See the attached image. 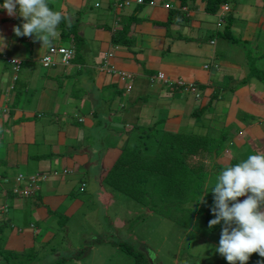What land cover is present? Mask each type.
I'll return each instance as SVG.
<instances>
[{
  "label": "crops",
  "instance_id": "0c3cea01",
  "mask_svg": "<svg viewBox=\"0 0 264 264\" xmlns=\"http://www.w3.org/2000/svg\"><path fill=\"white\" fill-rule=\"evenodd\" d=\"M129 1L130 5L126 9L123 8L121 12L117 8L114 10L108 0L95 1L100 2L98 7L100 10L97 12L98 15L92 14L93 22L90 21L89 24L98 29L99 38L106 40L102 43L105 42L108 53H112L111 56L107 53L100 57L106 61L105 65V61L103 64H98L93 59L94 66L91 68L86 58L94 57L91 51L84 48V51L79 50V53L75 54V59L68 70L65 66H56L51 73L43 77L38 76L35 80L30 78L26 80L22 76L19 78L14 73L15 81L12 76L11 83H5L8 68L4 64L0 66V84L4 83V87L1 84L0 90V133L4 134L0 137V161L4 165L6 163L16 165V175L22 174L28 177L39 172H31L27 169L30 158L28 144H32L31 138L28 137L34 127L39 125L34 120L35 117L39 118L37 112L34 111L32 114L27 111L43 110L45 107L49 109L50 100L53 99L49 78L59 77L57 82L60 83L63 77L66 79L74 73L86 70L88 83L96 95H100L103 99H116L115 103L105 106V113L96 118H94L96 111L91 105L98 101L81 100L79 111L85 109L84 115L89 118L85 119L78 115L75 120L80 124L91 121L89 127L97 133L105 130L106 134L104 131L99 133L96 142L90 146L91 138L95 140V137L84 134L82 140L80 131L73 139V147L54 149L52 153L58 154L57 156L83 154L81 157H88L87 162L77 169L81 171V173L78 172L80 176L77 178V175L73 173L75 168L66 167L65 160L60 157V161L54 168H59L61 171L57 172L59 169L52 168L54 175L47 177L51 180L43 186L39 184L30 195L40 201L35 207L30 208L35 216L34 219L43 223L45 218H52L46 217L43 211L48 200L50 202L52 198L66 195L71 189L70 183H75L77 179L81 180L84 173L90 175L92 170L90 157L96 146L98 151L95 154L99 158L101 157L100 149L104 145L107 146L104 149L107 153L113 151L117 155L115 158H120L122 151H119L118 140L113 137L119 129L118 127L116 129L113 124L122 122L120 128L129 133L133 129L131 125L136 121H141L137 126L140 124L150 130L152 127L159 129L157 148L175 145L172 144L174 137L162 134L190 135L191 130L196 127V122H200L201 128L194 133H200V129L204 130L203 135H207L208 139L202 136L198 143L204 142L202 144L213 147L210 149L213 163L212 161L208 163L205 159L208 167L210 165L209 168L212 171L215 169L217 175L223 173L222 176L225 177L229 190L234 194V198L236 197L233 199L235 202L238 200L237 204L244 205L254 199L252 209L257 216H260L261 212H264V189H261L264 186V80L257 78L260 82L248 83L249 86H238L234 81L241 80L246 72H242V64L246 60L247 53H253L252 55L259 58L264 57V53L259 54L256 51L259 46L263 48L258 42L261 41L260 27L264 26V0H225L228 10H220L219 7L214 14L208 10V0H152L154 1L152 5L148 3L151 0H145L144 5H137L136 0ZM64 2L67 6L71 3L72 8L79 6V0ZM166 4L168 8L165 7ZM26 7L27 9L15 11L14 5L11 4L10 12L7 11L8 14L5 15L0 5V38H2L3 46L15 47L17 51L26 50L24 45H27L29 42L27 37L30 36L26 26L32 22L30 9L33 6ZM99 28L102 30L99 31ZM117 30H123L122 42H115L112 38ZM250 32L252 34L249 39L257 38L255 41L258 42L252 45V48L246 49L241 42L247 41ZM236 34L243 37H237ZM244 37L247 38L244 39ZM3 38H7V41H3ZM82 40L83 45L85 39L82 37ZM262 41L264 42V32ZM64 43L71 45L70 41ZM0 54L3 53L0 51ZM14 58L19 59L18 55ZM97 58L99 59V56ZM111 67L114 72L110 69ZM90 68L93 71L91 76L88 74ZM32 69L30 74L33 72ZM119 72L129 74L130 79L122 81ZM158 72L163 73V79L156 77ZM127 81L131 83V89L128 91L125 89ZM189 85L195 86L196 89L191 90L187 87ZM14 90L22 92L20 98L23 100L11 110ZM243 90H246L244 95ZM31 93L32 99H30ZM29 99L35 102L36 108L29 103ZM70 106L72 108L70 112L77 109L76 106ZM198 113L202 115L200 119L197 118ZM31 120H34V127ZM13 121L19 122L13 123ZM214 132L220 133L219 140L214 137ZM86 138L88 143L85 142ZM110 139L111 143L108 142ZM220 145L222 146L219 151L217 148ZM175 146L178 147V145ZM123 152L134 154L130 153V149ZM204 152L207 151L204 150ZM81 157H77L78 161ZM192 159L197 162L199 157L194 155ZM103 160L113 166L118 164L104 156ZM141 160L142 158L139 160L133 158L131 163ZM124 164L126 165L127 161ZM48 170L51 171V169ZM210 173L213 175L212 172ZM6 174V170L2 169L0 175ZM94 182L102 186L101 181ZM81 183H84V180H81ZM238 186L241 188L239 191ZM19 187L22 188V186ZM260 190L263 192L257 193ZM254 191L256 193L253 195ZM20 200V197L16 195L13 202ZM53 217L56 218V216ZM57 223L54 221L55 225ZM36 224L38 227V223ZM50 226L49 223L47 233H52ZM64 230H68L67 226Z\"/></svg>",
  "mask_w": 264,
  "mask_h": 264
},
{
  "label": "rangeland",
  "instance_id": "374dc122",
  "mask_svg": "<svg viewBox=\"0 0 264 264\" xmlns=\"http://www.w3.org/2000/svg\"><path fill=\"white\" fill-rule=\"evenodd\" d=\"M50 1L56 3L57 8L52 3L54 10H59L61 13L63 11L71 19L72 17L79 19V32L85 39V43L80 50L82 52L86 48L92 52L91 54L94 57L86 58L87 62H90V67L94 66L92 64L93 59L98 64H103L104 60L100 57L108 53L106 43H102L106 40L99 38L98 29L89 24L92 21V14L98 15L97 12L100 9L96 3L99 2H95L96 0H83V2L79 0V6L76 10L72 8L71 3L67 6L65 0ZM11 4L12 0L0 3L5 15L10 12ZM32 6L30 9L32 22L26 26L30 33L29 38L27 37L29 42L24 45L26 50L17 51L15 47L3 46L2 38H0V51L3 53L0 54V66L4 64L8 68L5 83H11L14 73L19 78L22 76L26 80L29 78L35 80L38 76L48 75L54 68L45 70L42 63H39L40 58L51 45L59 47L60 43L64 44V40L60 39L59 21L56 20L57 17L54 15L57 12H51L45 7ZM74 11L76 14H73ZM260 29L261 41H255L257 38L249 39L252 34L250 32L247 41L241 42L242 46L250 49L252 45L258 42L264 48V42L262 41L264 26H261ZM100 30L102 29L99 28ZM236 36L240 37L241 35L236 34ZM246 38L244 37V39ZM3 41H7V38H3ZM263 48L259 46L256 51L263 54ZM74 54H77V52H74ZM110 54L112 55V53ZM252 54L247 53L246 60L242 64V72H246L241 80L234 81L235 85L258 84L260 80L257 81V78L264 80V57L259 58ZM17 55L22 63L20 70L14 72L13 65L7 62V58ZM97 56H99V59ZM65 67L68 70L70 65ZM91 68L88 73L90 76L93 74ZM31 69L33 70L32 74H30ZM55 70H58V68H55ZM58 79L59 77L49 78L51 84L49 87L53 93L49 109L45 107L43 110L27 111L32 114L35 111L39 115V118H34L39 125L37 124L34 127V120H31L34 129L29 137L27 136L31 138L32 142L31 145L28 144L30 146V158L27 169H30L31 172L39 171L38 173L42 174L38 177V183L41 186L51 180V178L43 179V174L46 177L53 176L54 171L52 168L59 169L54 167L60 161V157L65 160L66 167L75 168L73 173L77 175V178L80 176L78 172L81 173L77 169L87 162L88 157H81L83 154L57 156L58 154L52 153L54 149L58 150L59 147L64 148L66 146L73 147V139L80 131L82 132V140L84 134L95 137V140L91 138L90 146L96 142L99 133L104 131V134H106L105 130L97 133L89 127L91 121H85L77 129L71 124L78 115L85 119L89 118L84 115L85 109L79 111L81 100L98 101L91 105L96 111L94 118L105 113V106L116 102V99H103L100 95L94 93V89L88 83L89 78L86 70L74 73L66 79L63 77L60 83L57 82ZM244 80H247V82ZM23 83L27 84V82ZM1 84L4 87V83ZM1 84L0 90L2 89ZM242 92L244 95L246 90ZM30 99H32V93ZM30 99L29 103L36 108L35 102L30 101ZM70 105L76 106L77 109L70 112L72 109ZM85 106L87 105L85 104ZM196 115L198 119L202 116L201 113ZM138 122L141 121H136L131 125L133 129L129 133L120 128L122 122L120 124L114 123L113 126L116 129L118 127L119 132H116L113 137L118 140L119 151L131 150L134 143L138 141L141 143L145 140L148 143V150L141 153L134 151V154L123 152L120 158L116 159V153L113 151L107 153L104 150L107 146L104 145L100 149L101 157L99 158L95 154L98 151L96 146L90 157L91 173H89V176L84 173L81 178V180H84L85 185L83 183L81 186V180L77 179L75 183H70L71 189L66 195L60 196L64 198L55 197L50 202L48 200L45 207L48 211L45 209L43 211H45L46 217L51 216L52 218H45L46 220H43L44 222L47 221L46 223L43 222L45 225L36 221L30 210L37 203H40L37 198L17 193L16 195L21 200L13 202V199L16 198V195L12 192L14 177L17 173L16 165L8 163L4 165L0 161V172L4 169L7 173L6 175H0V264L7 263L2 253L8 254L10 252H14L16 255L12 260H9L14 264H264V212L257 216L252 209L253 204L250 202L246 205L237 204L238 200L235 202L236 197L234 198V194L229 190V185L225 182V177L222 176L223 173L217 175L212 166L214 178L208 176L206 179V175L212 171L208 168L210 154L204 152L203 147L205 144H202V142L199 144L198 141L202 139V136L206 139H208V136L203 135L204 130L201 129L200 133H194L201 128L200 122H196V127L191 130L190 135L174 132V134H162L174 137L172 144L178 145L174 150L175 162L171 164L170 169L173 166L178 167L182 164L184 167L189 166L190 174L198 179L194 183L195 186L193 185L191 193L187 196V203L182 202L187 197L183 198L180 192L171 193L166 196L164 202L155 199L159 205L157 211L155 209L156 204L153 207H148L146 201L140 204L118 191L117 188L114 189V185L108 182L109 172L120 171L124 175V171H131L130 165H132L133 158L138 160L143 158L141 161L146 163L147 171L152 173L154 171V174L161 172L165 176L166 170L169 169L167 164H157L156 161H153L156 155L155 149L158 146L156 142L159 129L152 127L150 130V128L142 127L140 124L137 126ZM92 123L95 124L93 120ZM108 129L110 130V126ZM137 134L139 137L136 138ZM3 135V133H0V137ZM49 137L51 139H48ZM214 137L219 140L220 133L214 132ZM85 142L88 143L87 138ZM108 142L111 143V139ZM190 144L192 145L189 146ZM225 144L226 142L224 146ZM221 146L217 148L219 151ZM166 147L168 146L165 145L164 148ZM195 152L196 154H194ZM194 155L199 157L197 162L192 159ZM32 156L34 157L31 158ZM103 156L112 162L116 161L115 163L118 164L113 166L108 161H104ZM77 157H81V159L78 161ZM205 159L208 160V163ZM125 161H127L126 165L124 164ZM156 166L157 171L155 170ZM48 169H51V171ZM60 171V169L57 170V172ZM171 176H178V173L174 171ZM62 178L66 179V177ZM25 181H22V189L26 188L27 190L30 186V180ZM94 181H101L102 186L96 185ZM261 189H264V186ZM237 190L239 191L241 188L238 186ZM262 192L260 190L257 193ZM255 193L254 191L253 195ZM245 194L251 195L249 193ZM51 197L52 195L49 199ZM208 214L211 216L210 220L215 215L221 217L224 214L229 215L230 220L226 225L211 229L207 221ZM53 216H56V218ZM66 216H68L67 223L64 221ZM39 218L41 219V216ZM54 221L58 223L55 225ZM36 223H38L39 228ZM49 223L51 224L50 230H52V233H47L46 230L49 229L47 228ZM66 226L68 230H64ZM117 241L126 243L127 246L132 248V252L129 253L120 248ZM137 253L143 256L142 259L136 256Z\"/></svg>",
  "mask_w": 264,
  "mask_h": 264
},
{
  "label": "trees",
  "instance_id": "16d2710c",
  "mask_svg": "<svg viewBox=\"0 0 264 264\" xmlns=\"http://www.w3.org/2000/svg\"><path fill=\"white\" fill-rule=\"evenodd\" d=\"M5 1L7 0H0V3H4ZM224 1L225 0H208L207 5H208L209 12L212 14L216 13L220 5L223 4ZM18 2L22 7L21 10L26 9L27 8L26 6L28 3L30 5L34 3L38 7H45L51 10V12L52 11L57 12L58 15L57 13H54V15L57 17L56 20L59 21L58 27L60 29V39L64 40V42L65 41L68 42L72 40L75 45V52L79 53L83 40H82L81 34L79 33V28H78L79 19L78 18L72 17L71 19L70 16L66 15L65 13L63 12L61 13L59 10H54L53 4H52L54 2H51L50 0H18ZM55 7L57 8L56 4H55ZM74 9L77 10V8H74ZM122 36H123V30H117L115 33H113L112 38L114 39L115 42H117L123 39ZM74 59H75V54H74L72 61ZM21 93L22 92L14 90L13 96H12L11 110L15 109L19 105L21 101V98H20ZM10 113H12V111H10ZM18 122L19 121H13V123H18ZM71 124L75 127L82 125V123L80 124L76 120L71 122ZM137 137H139V135H137ZM139 142L140 141L134 143V146L130 150V153H134V151L141 153V152H145L146 150H148V143L146 140L141 143ZM175 148H177L175 145L168 146L166 148L162 146V147L157 148L155 151L156 155L155 156L153 155L154 156L153 161H156L157 164L165 163L168 165L169 169L166 170L165 176H163L161 172L160 173L157 172V174H154V171L153 173L151 171L148 172L146 169V163H142V161H139V162L131 163L132 165L129 164L130 166H132L131 167L132 169L131 171L130 170L124 171V175H122L120 171H119L120 173L117 171H110L108 182L114 185V189L117 188L118 191L124 193L126 196L131 197L132 199H134L136 202L140 204H143V202L145 201L147 202L148 207L149 206L153 207V205L156 204L157 206L155 207V209L157 211L159 210L158 209L159 205H158V202L155 201V199H159L160 202H164L166 199V196H168L171 193H175V192H180L183 198L187 197L191 193L193 189V185L195 186L194 183H196L198 179L194 178V176L190 174L189 166L184 167L182 164V165H179L180 166L179 169H177L178 167H175V166H173V168L170 169L171 164L175 162L174 161ZM212 148L213 147L211 146L208 147L207 145L203 147V150L207 151L210 154V161H213L211 157L212 154L210 153L211 151L210 149ZM155 170L156 171L158 170L157 166L155 167ZM174 171L178 173V176H171V174L173 175ZM211 172L214 174L213 171ZM208 176H210V178H214L213 175H211V173H208V175H206V179ZM187 200H188V197L185 198V201L183 200L182 202L187 203L186 202ZM248 202L252 204L253 199H251ZM248 202H246L244 205L248 204ZM58 215L60 214L58 213ZM210 217H211L210 214H208L207 221L209 222V226L211 229H215L217 227L226 225L230 220V216L225 215V214L221 217L215 215L214 218L211 220H210ZM64 221L67 223V217L64 218ZM117 242L120 248L124 249L125 251L129 253L132 252L131 250L132 248L130 246H127L126 243L120 242V241H117ZM2 256H4L3 258L7 262L6 264H14L13 262H9V260H12L16 256L14 252H10L8 254L2 253ZM136 256L140 257V259H142L143 257L139 253H137Z\"/></svg>",
  "mask_w": 264,
  "mask_h": 264
},
{
  "label": "clouds",
  "instance_id": "9594fccd",
  "mask_svg": "<svg viewBox=\"0 0 264 264\" xmlns=\"http://www.w3.org/2000/svg\"><path fill=\"white\" fill-rule=\"evenodd\" d=\"M110 3H111V5H112V8L115 10L116 8L117 9H120V10H122L123 8H125V7H128L129 5H130V1L129 0H127L128 1V5H123L122 7H117L116 5H115V1L114 0H108ZM119 2H121V1H124V0H118ZM151 2H153V3H151ZM146 2H145V0H142L141 2H139V0H136V4L137 5H144ZM149 4H154V1H149L148 2ZM12 4L14 5V8L15 9H17V11L18 10H20L22 7H21V5L19 4V2H18V0H15V2H14V0H12ZM33 5H35V6H37L36 4H34V3H32ZM31 4V5H32ZM97 4V7H99L100 6V2L99 3H96ZM27 5H30L29 3L27 4ZM94 5H95V3H94ZM168 4H166L165 5V7L166 8H168V6H167ZM223 7H225L224 9H223ZM224 10V11H227L228 10V7H227V5L225 4V3H223L222 5H220V10ZM221 20V19H220ZM20 39H22V38H20ZM71 42V45L70 44H66V43H64V44H62V43H60V46H66V47H68V46H71L72 48H73V56H72V58H71V60H70V63L68 64V65H70L71 63H72V59H73V57H74V52H75V46H74V43H73V41L71 40L70 41ZM51 46H54V45H51ZM49 48V47H48ZM48 48H47V50H48ZM47 50L44 52V54L47 52ZM44 54H43V56H44ZM108 56H111V54L110 53H108L107 54ZM42 56V57H43ZM41 57V58H42ZM41 58H40V60H41ZM40 60H39V63L41 64V62H40ZM105 61V60H104ZM7 62L8 63H10L11 65H13V70L15 71V72H18L19 70H20V66H21V60H19V59H17V58H14V57H9V58H7ZM106 63H104V65H105ZM68 65H62V64H56L55 66H51V67H44V69L45 70H48V69H51V68H54V67H56V66H68ZM113 72H114V69L111 67L110 68ZM159 73V72H158ZM163 74V73H162ZM127 75H129V74H127ZM119 76H120V74H119ZM156 77H157V75H156ZM158 78V77H157ZM15 79H16V76H13V81H15ZM130 79V75H129V78H126L125 80H122V81H126V80H129ZM158 79H160V78H158ZM161 79H163V78H161ZM181 83V82H180ZM127 85H130V88L129 89H127ZM194 88H195V86H194ZM126 91H128V90H130L131 89V83L130 82H126ZM196 89V88H195ZM21 176V177H20ZM39 176H42V174H39V173H36L35 175H30V176H22V174H18V175H16L15 177H14V187L12 188L13 190H12V192L16 195L18 192H16L15 191V189H18V190H26V188H20L19 186H22V181L23 180H26L27 181V179H29L30 180V178L31 177H36V180H35V183L34 182H32L31 180H30V186H28V189H27V194H23V195H28V196H30V195H32L33 194V192L38 188V185H39V183H38V177ZM47 177H46V175H44L43 174V179H46ZM25 181V182H26ZM83 185V183H81V186ZM19 195H22V193H18Z\"/></svg>",
  "mask_w": 264,
  "mask_h": 264
},
{
  "label": "built area",
  "instance_id": "2783aa9c",
  "mask_svg": "<svg viewBox=\"0 0 264 264\" xmlns=\"http://www.w3.org/2000/svg\"><path fill=\"white\" fill-rule=\"evenodd\" d=\"M115 5L117 7H122L123 5H128V1L124 0L119 2L118 0H114ZM142 0H139L141 2ZM153 3V2H151ZM224 9V7H223ZM73 56V48L71 46H50L47 50V52L44 54V56L41 58L40 62L44 67H51L55 66L56 64H62V65H68L70 63V60ZM120 78L122 80H125L126 78H129V75L125 74L124 72H119ZM158 78H163V74L159 72L157 74ZM191 90H195L193 85L187 86ZM130 88V85H127V89ZM21 177V176H20ZM30 180L35 183L36 177H31ZM16 192L22 193V194H27V190H18L15 189Z\"/></svg>",
  "mask_w": 264,
  "mask_h": 264
}]
</instances>
